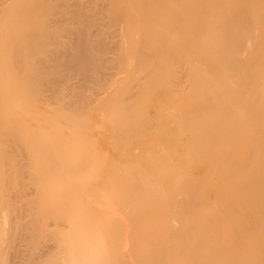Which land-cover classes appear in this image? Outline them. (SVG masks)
Instances as JSON below:
<instances>
[{"label": "rangeland", "instance_id": "374dc122", "mask_svg": "<svg viewBox=\"0 0 264 264\" xmlns=\"http://www.w3.org/2000/svg\"><path fill=\"white\" fill-rule=\"evenodd\" d=\"M20 1L25 0H0V6L2 3L5 5L2 4L3 9L0 7V218L4 216L2 223L9 226L0 228V264H46L48 254L44 252L57 245L55 237H51L60 233L58 236L64 239L72 232L61 216L79 200L83 205L80 202L76 204L86 208L75 214L86 216L89 212L87 216L91 215V219L97 218L95 220L98 221L103 218L101 214L106 215L103 219L105 222L98 223L103 228L108 226L105 230L99 228L105 231L106 236L110 234L107 237L122 228L118 225L121 218L129 220L126 215L143 219L152 212L162 217L170 215L173 210L168 211L166 206L186 197L189 193L184 189L193 191L196 185V189L202 185L204 188L198 189L200 192L197 193L195 189L194 193L191 192L193 196L207 194L201 198L207 197V200L202 199L209 203L207 206L205 201H198L201 208L206 205L202 209L198 205L199 210L205 207L207 211L215 213L218 205L215 207L214 203L218 201L225 212L232 206L231 211L227 210L230 215L235 212V203L238 206L241 204L237 210L243 212L245 217L252 216L248 219H253L251 210L261 197L255 196L256 191L250 192L247 185L246 188L243 186L251 177L245 151L252 143L251 139H246V135L247 138L253 135L252 129L257 128L259 120L255 119V124L253 120L247 123L243 107H237L230 100L233 76L222 70L224 65L216 60V56H212L215 54L210 38L212 35L209 36L210 31L203 33L209 25L203 15H211L204 13L205 7H201L204 12L199 7L189 6L190 9L180 3L182 0H177L178 3L172 0L176 4L172 3L175 5L173 7L170 3L157 5L155 2L153 5L154 0L141 3L143 6L138 0L131 1L139 3V6L129 5L127 0L126 3H122L124 0L118 1L119 5L112 8L113 12L121 17V34L127 29L129 33L126 31L124 36L118 34V52L97 55L103 60L102 67L92 72L89 80L83 82L84 86L77 92L78 86L74 83L78 84L76 77L60 81L56 70L40 72L38 61L44 56L31 49L33 43L29 45L30 41H27L29 35L26 27L38 26L41 16L49 17V11L44 8L45 14L42 9L29 12L26 6L23 7L26 3ZM200 11L203 20L195 16ZM207 12L212 13V10L207 9ZM9 16L11 20L14 16L15 24ZM140 16L145 19L142 17L143 21L139 19V22ZM211 18H207L210 23ZM199 20L202 27L201 23L197 25ZM190 21L194 25L191 26ZM134 30L137 31L136 35ZM130 32L135 36H131ZM168 35L177 38L174 40L171 36L169 39ZM202 37L207 38L208 43ZM137 42L141 44L140 48ZM19 43L21 47L17 48ZM197 43H200L199 46L201 43L206 45L198 48ZM206 51L209 55L203 56ZM19 61L21 70L20 65L16 67ZM255 73L258 81L260 74L258 71ZM236 120L240 124V133L243 136L248 133L243 137L244 142L240 137L234 145V140L238 139L234 138L233 133V121ZM230 123L232 127H229ZM245 124L253 128L249 127L247 131ZM227 129H233V132L228 131L234 135L228 133ZM257 131L258 128L254 130L255 133ZM222 174L221 180L218 179V175ZM201 191L206 193L202 194ZM227 194H230V199L231 196L234 198L233 201L231 199L232 203ZM106 208H109L108 213L103 211ZM158 208V212L153 210ZM151 209L152 212L149 211ZM30 219L31 222L36 221L37 226H33ZM114 220L117 222L114 223ZM25 224L30 227L29 230ZM32 227L36 228L33 230ZM128 228L138 229L139 224L134 222ZM259 231L264 234V230ZM32 241L34 245L31 246ZM259 247L260 252L253 247L250 249L247 264H264V240ZM60 248L57 250L55 247L52 253L50 250L48 252L53 254L55 262L60 258L56 264L69 263L67 252L64 253L63 249L62 253Z\"/></svg>", "mask_w": 264, "mask_h": 264}, {"label": "bare ground", "instance_id": "6f19581e", "mask_svg": "<svg viewBox=\"0 0 264 264\" xmlns=\"http://www.w3.org/2000/svg\"><path fill=\"white\" fill-rule=\"evenodd\" d=\"M118 1L120 0H25L24 2L20 1L21 3H26L25 5L21 4L20 6L22 5L23 7L26 6L27 11L29 12L38 11L41 9L43 11L44 8H46L49 11V17L46 19L44 18V15L41 16V19L44 18L46 20L40 19V24L38 26L26 27L27 33L29 35L27 41H30L29 45L33 43L31 44L33 45L31 49L36 52H41V54L44 56V58L41 61H38L39 62L38 64L41 65L40 72L47 70V69L56 70L55 72L59 73L60 75L59 76L60 81H65L64 79L67 80L68 78H71L74 76L77 78V83L79 84L78 85L76 84V82H74L75 86L76 85L78 86V90L76 91L77 92L80 91L81 88L84 86L83 82H87L89 80L91 73L94 71H97V69H100L102 67L103 60L97 55L100 53L103 54V53L110 52V54L111 53L114 54L115 52H118L117 49L119 48L120 44L117 41L118 40L117 36L118 34L122 36L128 30L127 29L123 34H121V30L123 29V28H120V26L122 25L120 22L121 17H117L116 12H113L112 8L115 9L116 7H118L116 6V5H119ZM127 1H129L128 2L129 5L131 3L132 6L134 4L139 6V3L136 4L135 1L134 2L131 0H127ZM127 1L124 0L122 3L124 2L126 3ZM138 1L140 2V5H142L141 3H144V2L146 3L152 2L151 0H138ZM174 1L175 3L176 2L178 3L177 0H174ZM174 1L172 2V0H154L153 5L155 2L156 4L159 3L160 5H162V3L163 4L170 3L169 5H171L172 3L175 4ZM180 1L181 0H179V2ZM121 2H120V5H121ZM4 3L2 4L4 5ZM180 3H183V6L185 5L184 7H188V8L199 7L200 10H201V7L203 8L205 7L206 8V9L204 8L205 12H204V9H202L201 11H203L205 14L207 13L211 14L209 15V17L212 16L211 23L210 21H208L210 19L207 20V18L209 17L207 15H203L205 16L204 17L205 21L209 23V25L206 24L208 27L207 30L208 29L209 30L208 31L206 30V32L204 31L203 33H208L210 31L209 36L212 35V37L210 38L212 39V41H214V42L211 41V43H214L212 45V50L215 53L213 54L212 52L211 55L213 54L212 56H216L217 57L216 60H219V63L224 65V68L227 69L226 70L223 68L222 70L227 71L233 76V79H232L233 88H231V92H230V95L232 98L231 99L230 97L228 98L231 101L233 100L234 104L236 103L235 105L237 107L238 106L243 107L244 117L245 119H247L246 120L247 123H249V120H251V122L253 120L252 123H254L255 119L259 120L258 124H256L258 125L257 128L259 130L257 131V133L254 132V130L257 128L253 130L252 129L253 127L250 126L249 124L248 126L251 127L253 135L250 136V138L249 137L247 138L246 134L248 132H246V129H248L249 127H247L246 124L245 125L247 128L244 131L246 132L245 134L246 139H251L252 143L246 148V151H245V154L247 153V156H249V158L247 156H245V158H247L246 160L247 168L250 167L248 169L250 171L251 177L249 178V180H247V183H245L243 186H245L246 188V185H247L250 192L256 191V193L254 192L256 194L255 196L258 195L259 197H261L259 202L254 204L252 210L250 209L253 215V219L252 220L248 219V218H251L252 216L248 217L249 216L248 215L247 217H245V215H243V212H240L239 210H237V208L240 207L241 204L238 206L234 202L233 203L237 207L234 206L233 204V207L235 208L234 209L235 212L232 210L233 212H231L230 215L227 214V210L231 211L230 208L232 206H230V208L228 207L229 209L226 210V207H225L226 205H224L223 207H225L224 208L226 210L225 212L222 210L223 208H221V206L219 207L218 201H217V204L214 203V205L215 207L218 205L220 210L218 211V207H216L215 209L217 212L211 213L212 211L211 209H210L211 211H207L205 209L206 205L207 204L209 205L208 201H205L207 200L206 199L207 197L205 198L202 197L203 199H205L204 201L206 202V205L204 204L203 206L205 207L203 210H201L203 206L201 208L200 204H198V201L199 203L204 202L201 196H204V195L207 196V194H204L206 193L205 191L204 193L201 191L202 194L204 195H201V194L197 195V197L200 196L201 200H198L199 197L197 198L196 194H194L195 196H193L194 191L197 190L196 191L197 193V192H200L199 191L200 189L203 190L204 188V187L202 188V186H204L202 185L200 189L197 187L199 189L198 190L196 189V186H197L196 185L194 187L196 190L194 189L193 191H187V189H184L186 190L187 194L189 193L187 196L183 195V196H186L187 198L182 196L183 197V198L181 197L182 199L174 200L175 202H171V205L169 204L166 206V208L169 209L168 211L173 210V212L170 215H165L166 217L165 216L162 217V215L160 216L156 214V212H152V209L149 210L152 212V214L148 218L145 217V219H143L142 217H134V216L128 217L126 215V217L129 220H126V218H121L120 219L121 221L119 220L120 224H118L120 225V227H122L120 228V230H124V231L120 232V230L118 229L116 230L117 232H115L114 230L112 231L113 233L115 232L114 235L113 236L111 235V237L110 236L107 237L110 234L107 233L108 235L106 236V233L105 231H103V229L105 230L108 226L103 228L99 226L100 224L98 223V222L101 223L104 217H106V215L104 216L103 214H101L100 216H103V218L102 220L100 219V221H98V220H95L97 218H95L94 220L91 219L92 217L91 215H89L88 217L87 214L89 212L86 214L87 217L84 214L86 212H83L84 214L83 216L81 214H75L78 210L81 213L83 208L84 209L86 208V207H81V204L83 205V203H81L80 200L79 202L81 204L80 205L76 204V203H79L78 201L76 202L77 200L76 199L74 201L76 203L74 204L73 202L75 206L69 207L68 209V211L70 210V212L67 211V213H64V215L61 216V218H63L64 220L68 222L67 223V227L69 226L68 230H71L72 232L68 236L62 235V236L67 237L64 239L61 238V236H58L60 233L59 234L57 233V236H55L56 233L55 235L52 234V236L53 235L54 236L51 237L52 239L55 237L56 240L54 241L55 243L57 242V245L52 246L53 248L57 247V250H58L61 246L62 249L60 248V250L62 251V253H63V249H64V253L67 252L66 256H68V259H69V263L67 264H247L249 255H251L250 249H252L253 247L256 251H258L260 250L259 246L263 244L264 234L261 233L259 230H264V0H182V2ZM2 4L0 7L3 9L5 5L2 6ZM173 4H172V7L176 5V4L175 5ZM178 6H181V5H178ZM14 7H13V10L11 9L12 11H14ZM150 7H152V5ZM1 8H0V11L2 10ZM192 9L194 10V8ZM207 9L208 11L212 10V13L207 12ZM197 10L198 8L196 9V11ZM21 11H22V8H21ZM201 11L196 13L195 16L197 17L200 16L202 17V19L200 20H203L204 18L201 15L202 14ZM19 13L21 14V12ZM43 13L45 14V10L43 11ZM11 16H9L10 20H11ZM23 16L25 15L23 14ZM23 16L21 15V17ZM13 17L11 20L12 22H13ZM21 17H20V20H21ZM142 17L144 18V16ZM142 17L140 16L138 20L141 19ZM197 17H195V19H199ZM25 19H26V16H25ZM23 20H24V17H23ZM192 20H194L193 17H192ZM200 20H199V24L197 23L198 26H200V23L202 22V21L200 22ZM207 22H204V24ZM13 24L15 23L13 22ZM190 24H191V21H190ZM126 26L124 29L127 28ZM144 27H145V23H144ZM201 27H202V23H201ZM145 28H147V26ZM173 28L174 30L176 29L175 27ZM204 28L206 29V27ZM204 28L203 30H205ZM130 29L132 28L130 27ZM135 30L133 32L134 34L135 32H137ZM145 31L147 30L145 29ZM175 31H178V29H176ZM148 34H150L151 36V33H148ZM130 35L133 36L132 33ZM180 35H178V37ZM159 36L161 37V34ZM171 36H173L172 38L176 40L177 36L176 38L174 37V35H171ZM171 36L168 35L169 39ZM184 36H187V35L184 34ZM209 36H208V39H209ZM164 37L167 38V36H164ZM164 37H162V39ZM120 38L122 39V37ZM198 38H197V42H198ZM180 39L183 40V37L181 36ZM138 40L139 38L137 39V41ZM199 40L201 41L202 39H199ZM141 41H142V38L139 42L141 43ZM15 42L16 41H14V43ZM119 42H120V39H119ZM139 42H137V44H139L138 47L140 48L141 44ZM205 42L208 43L207 40ZM36 44H38V46ZM197 44H198V48L199 47L201 48V46L206 45L205 43H204L205 45H202L201 43V46H199L200 43H197ZM208 45L210 46V44H207V46ZM16 47L20 48L21 44L19 43V46H16ZM24 47L27 48L28 45L27 47L26 45ZM151 48L153 49L152 46ZM205 54H207V51L206 53L204 52L203 56ZM208 55L209 54H207V56ZM200 56H201V52H200ZM17 59H19V57ZM21 61H19L20 63L18 62L16 63V67L18 66L19 68V65H20V70L22 67ZM256 71H258L260 74V78L258 81H256V78L254 77V74L257 75V73H255ZM261 73H262V76H261ZM76 88L77 87H75V89ZM105 104L107 105V103ZM100 108L101 107H99V109ZM233 122H234L233 123L234 130L233 129L232 130L234 132L231 129H227V131L231 130L236 135L235 136L231 132L232 135H234V138L236 137L238 138L234 140L235 142H233V144L235 145V143L238 142L237 140L241 139L240 137H242V140H243V137L245 135L243 136L240 133V126H238L239 121L236 120ZM233 124H231V126L229 127H232ZM249 129L247 131H249ZM228 133H230V131H228ZM254 133L256 134L255 136H254ZM227 135L224 134V136L226 137ZM232 138L230 139L231 141H232ZM244 141L245 140H243L242 142ZM248 154H251V155H248ZM243 163H245V161ZM218 176H219L218 179L221 180L220 176H223V174L218 175ZM190 183L192 184V182ZM215 183L217 182L215 181ZM191 188L188 190H191ZM219 188H222V187H219ZM248 189H246L247 192H249ZM223 190L226 191L225 188ZM184 194H186L185 191H184ZM190 194H192V196H189ZM227 195H229L228 196L229 198L230 194H227ZM73 197L75 196L73 195ZM215 197L217 198V196ZM179 198L180 197L178 196V199ZM228 198H226V200ZM232 198L233 197L231 196V199ZM231 199H230V202L232 203L234 198L232 199V201ZM219 201H221V198ZM209 202L211 201L209 200ZM225 203H222V204H225ZM198 205L201 208L200 210L198 209L199 208ZM229 205H232V204H229ZM212 207L214 208V206ZM26 208H28V206H26ZM29 208L31 209L30 206ZM166 208L164 210L167 211ZM21 209L23 210V208ZM155 209L153 210L157 212L159 211V208L158 210H155ZM207 209H209V207H207ZM24 211H25V208H24ZM103 211L104 212L106 211L108 213L109 208H106V210L104 209ZM204 211L210 212L211 214L206 213ZM3 217L4 216L0 218L2 220V221L0 220L1 223L5 221ZM29 218H33L35 220L34 217H29ZM107 218H106V221H107ZM112 218L114 219V217ZM22 219H23V216H22ZM34 220L33 222H31L32 219H30V222L33 223L32 224L33 226L34 224L35 226H37L36 221L34 222ZM116 220H114V223L117 222ZM17 221L19 222L20 220H17ZM25 222H27V219ZM134 222L136 224H139V228L130 230L131 228H128V227H131ZM22 223H20L21 224L19 225L20 227L22 226ZM31 223L28 222V225L29 224L31 225ZM220 223H222L223 225H220ZM107 224H109V222ZM1 225L2 226L0 228H3V226H5L6 228L9 227L7 226V223L4 225L2 223ZM25 225L28 226L27 224ZM23 226H24V223H23ZM100 227L103 228L102 231L103 233H105V235L102 233V231H100L99 229ZM111 227H113V225ZM29 228L30 227L28 226L27 230H29ZM35 228H33V230ZM63 230H65V228H63ZM108 231L109 230H107V232ZM33 235L34 233L32 234V237ZM252 238H254L253 239L254 246H252V242H253ZM260 238H261V241H260ZM30 245L31 246L34 245V242L32 241ZM51 248L47 250L48 251L50 250L51 252V250L53 249ZM113 250H117L118 253L115 252L116 253L115 254ZM48 251L44 252V254L45 253L48 254L47 256L48 260L46 264H56V262L60 258L55 262L56 259L54 260V257L52 256L53 254L50 255ZM44 254L42 256H44ZM255 254H257V252ZM57 255H59V253ZM50 256L53 258L49 259ZM68 259H66L65 261L68 262ZM62 260L60 261L62 262ZM37 262L39 261L37 260Z\"/></svg>", "mask_w": 264, "mask_h": 264}]
</instances>
